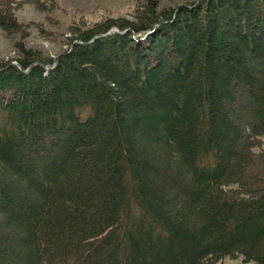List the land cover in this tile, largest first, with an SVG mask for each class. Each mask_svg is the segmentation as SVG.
Listing matches in <instances>:
<instances>
[{"label":"trees","instance_id":"1","mask_svg":"<svg viewBox=\"0 0 264 264\" xmlns=\"http://www.w3.org/2000/svg\"><path fill=\"white\" fill-rule=\"evenodd\" d=\"M69 38L0 62V264H264V0Z\"/></svg>","mask_w":264,"mask_h":264},{"label":"rangeland","instance_id":"2","mask_svg":"<svg viewBox=\"0 0 264 264\" xmlns=\"http://www.w3.org/2000/svg\"><path fill=\"white\" fill-rule=\"evenodd\" d=\"M15 14L23 33L7 34L0 29V62L19 57L18 45L55 57L69 48L71 31L105 19H133L138 0H13ZM196 0H158L159 7L175 8ZM221 264H244L242 260L226 259Z\"/></svg>","mask_w":264,"mask_h":264}]
</instances>
